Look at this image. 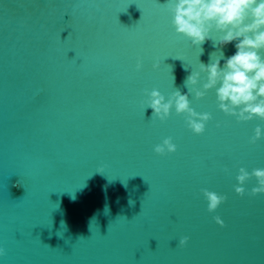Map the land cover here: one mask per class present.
<instances>
[{"label":"water","instance_id":"obj_1","mask_svg":"<svg viewBox=\"0 0 264 264\" xmlns=\"http://www.w3.org/2000/svg\"><path fill=\"white\" fill-rule=\"evenodd\" d=\"M213 53L175 32L168 0H0V264H264V193L255 177L234 191L240 167L264 168V120L223 113L215 89L189 93L211 114L198 135L143 104L188 92ZM166 137L176 150L156 153ZM201 189L225 200L210 212Z\"/></svg>","mask_w":264,"mask_h":264},{"label":"clouds","instance_id":"obj_2","mask_svg":"<svg viewBox=\"0 0 264 264\" xmlns=\"http://www.w3.org/2000/svg\"><path fill=\"white\" fill-rule=\"evenodd\" d=\"M168 4L171 24L177 34L189 39L192 45H202L212 38L219 54H211L209 63L200 62L199 70L191 71L185 80L188 92L176 89L166 98L156 88L145 90V109L151 108L152 116L160 121H164L174 109L176 114H184L187 127L198 135L205 130L211 114L195 111L190 106L189 93L201 98L207 90L215 89L217 107L223 113L234 116L237 121L264 120V0H168ZM229 44L235 51L225 56L223 48ZM158 66V62L153 64V68ZM136 67H141L139 60ZM201 73L206 77L200 87H196ZM262 131L257 125L251 142L258 140ZM175 150L176 144L171 137L164 138L154 147L158 154ZM251 177L256 179L252 194L264 193V168H253L249 172L240 167L235 176L234 191L243 194L244 182ZM201 192L210 212L225 200V196L217 192L208 189H201ZM214 220L223 224L219 216ZM186 240L187 237H182L179 243L183 245ZM3 255L4 249L0 247V257Z\"/></svg>","mask_w":264,"mask_h":264}]
</instances>
